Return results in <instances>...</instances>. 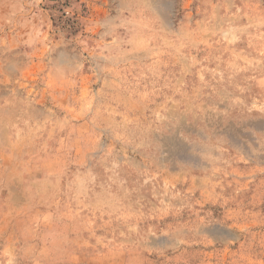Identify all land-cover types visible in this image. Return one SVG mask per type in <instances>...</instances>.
<instances>
[{
  "label": "rangeland",
  "instance_id": "374dc122",
  "mask_svg": "<svg viewBox=\"0 0 264 264\" xmlns=\"http://www.w3.org/2000/svg\"><path fill=\"white\" fill-rule=\"evenodd\" d=\"M0 264H264V0H0Z\"/></svg>",
  "mask_w": 264,
  "mask_h": 264
}]
</instances>
